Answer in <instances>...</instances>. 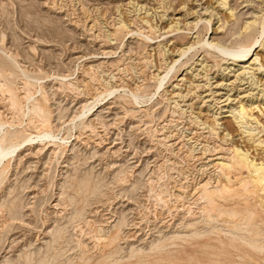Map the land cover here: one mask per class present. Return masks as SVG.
<instances>
[{"label": "rangeland", "instance_id": "374dc122", "mask_svg": "<svg viewBox=\"0 0 264 264\" xmlns=\"http://www.w3.org/2000/svg\"><path fill=\"white\" fill-rule=\"evenodd\" d=\"M134 1L135 5L130 6V8L127 7L128 9H126V6L123 7L122 5H124L123 3L129 2V0H122V3H120L121 0H0V70L6 73H3V76H8L9 74L7 78L8 81L14 78V86H12V91L15 90L14 93L19 97V105L22 108L21 110H23L20 112L21 110L18 109V115L13 116V111H10L6 106V100L4 101V106L0 108L1 131H6L9 133H15V131L21 132L20 136L18 135L15 140H13V144L15 143L14 145H16V147L11 152V155L3 160V164H5L6 167H0V264H264V214H262L264 213V205H262L264 204V202L262 203V201H264V194H261V197L250 196L252 197L250 198L252 201H254L255 198L258 199L257 201L255 200L256 203L255 201L251 202L248 199L249 197H247L246 201H234L233 207H231V209L228 211H220L217 213H212L210 211L212 214H216L213 216L211 214V218H209L210 212H207L206 215L201 217L199 210L194 204V201H192L190 195L182 196L180 193H178L180 188L179 183L181 186L182 183H192L193 180L195 181V179H199L198 172L200 170V162H198L193 155H197L200 151L195 149L196 151L192 154L191 150L194 149V145L191 144V142L190 144L192 146L189 143L186 145L184 144L186 143L184 141L185 139L182 137L181 138L183 140L179 138V136L183 135L184 137L185 134L188 135L191 133V131L185 129L184 126L182 127V125L181 127L179 126L180 128L173 126L170 131L172 132L174 130V134H181L179 136L176 135V137L178 136V139H176V144H180L182 141H184L179 145V147H174L176 149L175 151H173L174 148L170 147L168 143L161 141L163 140V134L166 132V130L162 131L161 129H163V126L165 125V119H167L168 116H171L173 111L168 108L166 102L161 100V91L158 87L159 85L157 82L152 81L151 78L152 74L156 72L157 68L161 67H159V65H161L159 64L161 63V57L159 58V53H157L159 48L157 47L160 43H162V47H167V50H169L170 54L173 52L174 56H176L175 54L180 55V51L182 52L184 47H187L190 45V43L193 44L196 40H198L196 39V37H198L197 35L192 34L190 36L192 38H190L186 34L189 33L188 31L190 28H192V24L194 22V24L197 23V20H195V18H199L197 11H200L201 14L204 12L205 14L206 9H208L210 6L214 5L216 7L218 6L217 8H219L220 1L202 0V3L204 2L202 4L201 2L199 3L191 0L190 4V2L187 3L185 0H179L180 2L176 0L177 3H175L174 6L172 5L171 7L173 8L170 7L169 10H167L168 6L165 5L166 3L163 4V2L166 0ZM197 3H199V7H193V5H196ZM142 5H144V7ZM140 6L143 10L144 8L146 9V7L148 10L146 9L143 11L141 8L139 9ZM214 6L213 8H215ZM82 8L83 11L85 9V12L83 13ZM193 8H195L194 10H197L190 11V9ZM164 9L167 10V13ZM210 9L208 13H211L212 10ZM128 10L131 14H129ZM221 11L228 22H231V19L226 16L227 14L225 15L226 10L222 9L220 12ZM134 12H136V15L139 18H143L145 16V20L150 23H148V27L151 25V27L153 26L154 30L150 31L148 29L149 32H147V30L144 29V32L142 31L143 36H133V34L129 32L130 30L141 26L138 25L137 27L133 26L129 28L130 30L126 29L120 32L121 34L119 33L117 38L112 37V31H114L117 24H119L121 21L129 23L131 17L135 15ZM137 13H140V15ZM208 13L205 14L206 16H203V19L209 18L210 15ZM84 15L87 20L84 18ZM163 15L164 17H162ZM217 20V18L213 19V30L217 29L219 26ZM175 23L180 25H173ZM231 23L233 24V21ZM239 24L241 25L237 24L238 27L236 26V28L238 31L240 27L239 31L241 34L244 30L242 23ZM92 25L94 27H92ZM110 25L115 27L112 28ZM171 25L172 28L170 27ZM174 26H176V28H174ZM194 26L195 25H193V28ZM95 28L96 30H94ZM178 28H180L181 31H184L185 34L182 32V34L179 35L176 34V32L174 33L172 31V33L169 31ZM230 31L233 34L232 35L230 32V37L233 36L236 40V37L239 36V33H234L236 31L235 26H232ZM204 32L203 37L206 38L207 32ZM135 33L138 34L137 32ZM167 33L169 35H167ZM211 35L212 31L208 36L210 37ZM243 35L250 38L247 34ZM255 35L260 36L259 34ZM244 36H241L242 40L241 37L240 39L237 38V42L239 44H247L251 42V39H248L247 37L245 38ZM147 37L153 38L152 43L158 44L153 45L152 43H149L146 39ZM164 37H167V40H169L163 41ZM233 37H231L228 42V45H231V48H234L235 46L238 47V43H236V41L235 43L232 41L234 39ZM115 40L118 42H115ZM108 42L112 45L108 44ZM106 44L109 46V48ZM101 47L102 49L99 50ZM154 48L156 49L154 50ZM103 49H110V51L113 50L112 52H114L112 55L113 59L111 58L110 63L108 64L110 67L108 65H104L102 66V70L101 68L99 70L95 69L89 73L90 77L93 76L94 78L87 77L88 74L87 76H84L85 71H87L89 68L87 66L91 65H89L88 61H90V63L94 61L96 57L95 55H97V57L102 56L101 58L104 57L102 54H100L101 51L103 52ZM157 49L158 51H156ZM169 53L167 54V57L169 56L170 62L173 59V55H169ZM263 53L264 51H262V53L260 52V55H263ZM189 54L187 55L188 58H183L184 61L190 59V57L194 55V53ZM199 55L197 58H199L200 62L196 58L194 60L196 65L194 64L189 71H195L194 80H196V85L203 86L199 92V94L201 93L200 95L203 94L202 96L204 97L205 93L211 94V91L216 93L215 95L220 93L222 94L219 96L212 95L211 99H213V103L211 105H213V109L216 108L218 110V107H220L218 102L222 96H224V99L230 95L232 99H237V96H245V103H250L253 99H256L254 100V102H256L257 98L258 103L264 101V99H262V97L264 98V96H262L263 93H260V90H262L264 87H261L258 90H251L252 88L249 87L250 84L239 86V81H236L237 84L235 82L237 78L233 77L232 79V76H234V74L236 75V72L240 69V67L224 65L220 69V67H216L217 63L214 61L220 62L222 56H219V54L207 56V54L204 52ZM263 57L264 55L261 57V59L263 60L262 63L264 64ZM201 60L207 61L205 63L210 68L209 77L215 78L211 83L217 82L215 84L213 83L211 88L212 90L208 84H206L208 80L204 74L205 71L201 70L203 67L200 66L202 64ZM228 67L231 68V70L228 69L230 73L228 70H226ZM126 68H128V70ZM223 71L225 75L222 74ZM93 72L94 75H92ZM100 72L101 74H99ZM103 72H106V75ZM226 72L229 74L228 80L225 78L227 75ZM102 73L104 75H102ZM10 74L14 75V77ZM182 74H186V72L184 73L182 70L177 77H182ZM197 74L200 75V77ZM195 75H197L196 78ZM172 76L173 75H170V77ZM188 76L186 78L190 79V76ZM10 77L12 79H10ZM112 77L114 79H112ZM118 77L119 79H117ZM197 77L199 78L197 79ZM256 77H258L259 80L264 79L261 75H257ZM92 78H98L99 80H93ZM146 80L149 81L146 83ZM92 81H97L96 86L95 83L92 84ZM232 81L235 82V85L226 87L227 84H232ZM168 82L169 81L167 80L165 85L166 89L172 90ZM172 82L173 81L170 83ZM262 82L264 83V80H262ZM11 83L12 82H10V84ZM218 83L226 84L225 87L223 86L224 89L216 88ZM244 83H247V81ZM24 84L27 87L29 86L27 89H30L29 91L31 94V99H25L26 101L23 98V92H25L23 91L25 87ZM110 85H112L111 87L115 89L116 87H119V93L117 94L116 92L114 94L115 96H111L108 93L109 91L113 90ZM106 86L108 87L106 88ZM235 86L237 88L231 92L230 88ZM213 87H215V89H213ZM135 88H139L137 93ZM80 90H83L82 93ZM93 91H95L94 95L92 94ZM98 93L100 95L102 94V97L99 96L101 99L97 97ZM107 93L109 96L106 95L107 97H105V94ZM132 93H135L139 96V103H137L139 106L135 104ZM258 93L260 94L257 95ZM247 94H250V96H246ZM252 94L255 96V98H251ZM91 95L94 96V98L91 97ZM97 98L100 100V104H107V109L111 108L110 104L113 108V110L111 109L110 111H114L115 115L113 113L110 114L109 109L104 111L107 113L103 114V116H105L102 119L105 118L107 126H104V123L101 124V122L94 120L95 118L92 117V113H94L95 110L90 113L91 108L94 106L93 104ZM84 99L89 100L90 105L89 110L86 109L83 115L81 114L83 112L82 109H79L81 106L79 104ZM193 102L195 111L199 112H194V117H200L199 121L210 122V124H214L215 121L214 117H212V114L217 110L212 112V114L207 112L208 109L205 108H203L204 111H201L200 108L203 104L201 103L199 105V100L197 99L187 102V104H184L185 107L182 106V102L180 103L182 104L181 106L185 111L190 112L191 109H188V107L190 108L188 105H191L190 103ZM39 103L40 105L44 106L43 108L45 109V114H47L42 116H48V118L51 120L49 123L50 125L47 127L40 126L42 119L38 118L40 115H37V113L34 112L32 108V106ZM208 105H210V103ZM20 107L18 106V108ZM132 109H134V113L129 112L132 111ZM168 109V114L170 113L169 115L167 114ZM31 110L34 113H32ZM135 110L139 112L136 113ZM7 111L10 114H8ZM115 111L117 113H115ZM220 112L221 111H219V113ZM227 114H223L221 116L223 117ZM124 115L127 118H125ZM10 116H12V118ZM81 116L85 117V120ZM255 116H258L257 118L262 123L261 125L264 129V115H261V113H256ZM12 119H14L16 122ZM228 120L231 122L232 119L224 118L220 120V124H223V122L225 123V121L227 122ZM231 123L232 125L234 124L233 127H235V129L233 128V134L236 137L234 135L232 136L234 141L236 140L235 142L238 143L240 142L239 140L244 138L246 135H242V130H239L237 124H235V121ZM91 124H93L96 129H94ZM34 126H37V129L41 127V130H38V132L37 129H33ZM133 126L138 127H136V129ZM262 126L259 127L257 124H255L253 127H258L264 133ZM220 127L222 130H225L226 126L224 124ZM158 128L159 130H157ZM33 130H35V133H33ZM49 130L53 135L49 138H41V140L39 139L38 141V134H40V132H47ZM89 130H93L95 132L92 133V131L90 132ZM219 130L221 139L224 137V134L222 133L221 129ZM30 133L34 135L28 138ZM94 133H96V135H94ZM161 134L162 136H160ZM90 137L91 139H88ZM25 140H28V142L24 144L23 142ZM115 145L120 149H118ZM179 148L183 151H180ZM38 149L39 151H42V153H39ZM53 149V152H55L54 155H52L53 152L51 151ZM111 149H113V151L116 153L114 154ZM36 150L39 154L36 152ZM258 153L259 152H256L252 155L257 156V158L261 156L260 158L262 159L264 155H260ZM33 155L35 156L34 158ZM188 155L189 157H187ZM29 157L31 159H29ZM156 177L158 178L156 179ZM185 181L187 183H185ZM46 185H48V187ZM166 187L168 190L165 189ZM177 187H179L178 190H176ZM166 190L167 192H170L167 193ZM240 192L243 194V191ZM174 193L179 196L175 195ZM163 194L164 196L167 195L165 196L166 199H164L165 197ZM160 195L163 198L160 197ZM181 197H183V201L181 200ZM176 198H179L178 201ZM185 199L186 201L188 199V201L186 202ZM248 200L251 202L249 205ZM258 201L260 202V208H262L261 210L263 211L258 212L260 210V208H256L259 204ZM247 205L251 207H248ZM242 206L245 207L247 211L243 209ZM246 207H248V209ZM194 211L198 216L194 213ZM196 211H198V213ZM97 213L98 215H96ZM238 213H247V215H240ZM191 216L192 218H190ZM219 216H225L227 219L220 218ZM238 216L239 219L240 217L242 219H236ZM197 217H199V219ZM230 217L232 222L230 221ZM194 218L195 221L198 220L197 223L200 225L192 228L190 224L196 222H190V219L194 220ZM235 219L236 221H234ZM228 221L231 223L230 225ZM83 223H85V225ZM238 224L240 226L237 227ZM107 227L109 231L107 230ZM115 227L117 228L114 231L113 228ZM244 227H246V230ZM259 227L261 231L259 230ZM247 229L254 230L249 231L250 234L248 235V233L246 234V232H248ZM107 231L111 233L109 234ZM95 232L100 233H96V235L94 234ZM243 232H245V234ZM88 234L91 237H89ZM107 236L109 238H107ZM235 236H237V238ZM104 238H107V241ZM114 238L117 240L115 241ZM103 241H105V243ZM244 241L245 243L248 241V244L246 243V245L243 243ZM251 243L253 245H251ZM83 246H88V249L86 250V248ZM262 246L263 251L261 250Z\"/></svg>", "mask_w": 264, "mask_h": 264}, {"label": "bare ground", "instance_id": "6f19581e", "mask_svg": "<svg viewBox=\"0 0 264 264\" xmlns=\"http://www.w3.org/2000/svg\"><path fill=\"white\" fill-rule=\"evenodd\" d=\"M43 1V0H42ZM112 1H114V0H112ZM126 1V0H125ZM138 1V0H137ZM177 1H179V0H177ZM180 1H183V0H180ZM179 1V2H180ZM185 1H187V3L188 2H190V4H191V0H185ZM194 2L196 1V2H201L202 3V0H193ZM213 1H215V0H213ZM212 1V2H213ZM216 1H220V7H222V8H217L216 6H214L215 8H213V6H210L208 9H206V13L205 14H207L208 12H209V9L210 10H212L211 11V13H208L210 16H209V18H206V19H203V16L205 15L204 14V12H203V14H201V12L199 11H197V15H198V19H196L195 18V20H197V23L196 24H194L193 22V24H192V28H190L189 29V33H186L187 34V36H191L192 34L193 35H197L198 37H196V39H198V40H194L193 42V44H191L190 42V45H188L187 47H184L183 49H182V52L180 51V55H177V54H175L176 56H174V53L172 52L171 54L169 53V50H167L168 48L167 47H162L163 45H161L162 43H160L159 45H158V47L157 48H159V51H158V49L156 50V51H158L157 53H159V58L161 59V63H159V64H161V65H159V67L160 68H157V70H156V72L155 73H153L152 74V81H155V82H157L158 83V87H159V89H160V91H161V100L162 101H164V102H166L167 103V105H168V108H170V110H172L173 112H172V115L171 116H168V118L167 119H165V125L163 126V129H161L162 131H165L166 130V132L163 134V140H161V141H165L166 143H168L169 144V146L170 147H172V148H174V147H176V146H178L179 147V145L181 144V143H183L184 141L186 142V143H184V144H186L187 145V143H189L190 144V142H191V144H193L194 145V149L193 150H191L192 151V154H193V152H195L197 149L200 151V152H198V154L197 155H193L196 159H197V161L198 162H200V170H199V172H198V174H199V179L198 180H196L195 179V181L193 180V182L192 183H187L186 181H185V183H187V184H183L182 183V185L180 186V183H179V187H177L176 188V190H178V188H179V192L178 193H180V195H190V197H191V199H192V201H194V204L196 205V207H197V209L199 210V214L201 215V217L202 216H204V215H206V213L208 212H222V211H228V210H230L231 209V207H233V202L234 201H239L240 202V200H243V201H246V199H247V197H249L248 199L251 201V202H254L255 200L257 201L258 199L257 198H255V200L254 201H252V199H250V198H252V197H250V196H257V197H261L260 195L261 194H264V157H262V159L260 160L259 158H257V156H253L252 154L253 153H256V152H259L258 154H262V155H264V133H263V131H261L258 127H256V128H254L253 126L255 125V124H257V126H259V127H261L262 125V123L260 122V120L255 116V114L256 113H261V115H264V101L263 102H259L258 103V98H257V101L256 102H254V100H256V99H253V100H251V102L250 103H245L244 102V99L246 98L245 96H237L238 98L237 99H232L231 98V95L230 96H228L226 99H224V96H222V98L221 99H219V106L220 107H218V105H217V107H218V110L216 109V108H214L213 109V105H211L212 103H213V99H211V97H212V95H215L216 93H213V91H211L212 93L211 94H206V96H205V94H204V97L202 96V95H200L199 94V92L201 91V89H202V87L203 86H200V85H196L197 83H196V80H194V74H195V71L194 72H192V71H189L190 69H191V67L195 64V62H194V60L197 58V56L199 55V54H201V53H206L207 54V56H212L213 54H219V56H222V59L220 58V57H218V58H220L221 59V61L220 62H218V61H214V59H213V61L215 62V63H217V65H216V67H220V69L222 68V66H224V65H227V66H234V67H240V69L236 72V75L234 74V76H232V79H233V77H236L237 79L235 80V82L236 81H239L238 82V84H239V86H245L246 84L247 85H249V87H251L252 89L251 90H258L259 88H261V87H264V83L262 82V80H264V79H261V80H259V78L258 77H256L257 75H261V76H263V78H264V64L262 63L263 62V60L261 59V57L264 55V53H263V55L261 56L260 55V52L262 53V51H264V0H216ZM142 2V1H141ZM178 2V3H179ZM211 2V1H210ZM103 3V2H102ZM112 3V2H111ZM120 3H122V0H121V2ZM164 3H166L165 5H167L166 7L168 8L167 10H169L170 9V7L173 5H175V3H177L176 2V0H166L165 2H163V4ZM186 3V2H185ZM199 3H197L196 5H193V7H199L198 6V4ZM204 3V2H203ZM202 3V4H203ZM53 4H55V3H53ZM114 4V3H113ZM112 4V5H113ZM119 4V3H118ZM124 5H122L123 7L124 6H126V9H128L127 7H129L130 8V6H132V5H135V1L133 0V1H130L129 0V2H126V3H123ZM137 4H138V2H137ZM137 4H136V6H137ZM182 4V3H181ZM193 4H195V3H193ZM213 4V3H212ZM111 5V6H112ZM115 5V4H114ZM117 5V4H116ZM164 5V6H165ZM186 5V4H185ZM218 5V4H217ZM54 6V5H53ZM139 6V5H138ZM143 7H144V5H142ZM147 6V5H146ZM92 7V6H91ZM100 7V6H99ZM113 7V6H112ZM115 7V6H114ZM153 7V6H152ZM187 7V6H186ZM228 7V8H227ZM86 8V7H85ZM116 8V7H115ZM132 8H134V7H132ZM141 8V6L139 7V9ZM149 8V7H148ZM171 8H173V7H171ZM195 8H193V9H190V11H193ZM201 8V7H200ZM199 8V9H200ZM203 8V7H202ZM124 9V8H123ZM125 9V10H126ZM142 9V8H141ZM146 9H147V7H146ZM145 8H144V10H146ZM154 9V8H153ZM157 9V8H156ZM226 10V13H225V15L226 16H228L230 19H231V22L233 21V24L231 23V22H228V20L226 19V17L225 16H223L224 14H222V11L220 12V10ZM119 10V9H118ZM130 10V9H129ZM129 10H128V12H129ZM134 10H136V9H134ZM143 10V9H142ZM143 10V11H144ZM148 10V9H147ZM165 10V9H164ZM167 10H165L166 11V13H167ZM197 10V9H196ZM196 10H194V11H196ZM87 11V10H86ZM99 11V10H98ZM172 11H174V10H172ZM171 11V12H172ZM83 12H85V9H84V11H83V8H82V13ZM119 12V11H118ZM122 12H124V11H122ZM126 12V11H125ZM128 12H127V14H128ZM136 12H138V11H136ZM136 12H134V14L136 15ZM224 12V11H223ZM120 13V12H119ZM191 13V12H190ZM194 13H196V12H194ZM126 14V13H125ZM126 14V15H127ZM129 14H131L130 12H129ZM138 14V13H137ZM143 14V13H142ZM86 15V14H85ZM85 15H84V18H85ZM132 16L131 17V19H130V22L129 23H126V22H124V21H121V22H119L118 20V22H119V24H117V26L115 27V26H113V27H115V29H114V31H112L113 33H112V37H115V38H117V35L120 33V32H122V31H124V30H126V29H129V28H131V27H133V26H135V27H137L138 25H141V26H139V27H137V28H139V29H137V28H135V29H132V30H130V32L129 33H131V34H133V36H136V35H142V33L144 32V29L145 30H147V32H149L148 31V29L150 30V31H153L154 30V28H153V26L151 27V25H150V27H148L149 26V22L148 21H146L145 20V16L143 17V18H139L137 15L136 16ZM138 15H140V13L138 14ZM169 15V14H168ZM188 15V14H187ZM193 15V14H192ZM106 16V15H105ZM128 16V15H127ZM142 16V15H141ZM161 16V15H160ZM165 16H166V14H165ZM195 16H196V14H195ZM206 16V15H205ZM208 16V15H207ZM83 17V16H82ZM113 17V16H112ZM119 17V16H118ZM162 17H164V15L162 16ZM227 17V18H228ZM105 18V17H104ZM147 18V17H146ZM214 18H217L218 20V28L217 29H215V30H213L214 28L212 27L213 26V23H214V21H213V19ZM86 19V18H85ZM166 19V18H165ZM172 19V18H171ZM209 19V20H208ZM87 20V19H86ZM96 20V19H95ZM121 20H123V19H121ZM114 21V20H113ZM150 21V20H149ZM173 21V20H172ZM116 22V21H115ZM179 22V21H178ZM75 23V22H74ZM73 23V24H74ZM87 23V22H86ZM149 23V24H148ZM239 23H242V26H243V30L244 31H242V33L243 34H247L250 38H248L247 36H244L242 33V35L240 34V27H239V30L237 31V28H236V26L238 27V25H241V24H239ZM80 24V23H79ZM78 24V25H79ZM98 24V23H97ZM146 24H147V26H146ZM238 24V25H237ZM96 25V24H95ZM98 25H100V24H98ZM113 25V24H112ZM114 25H116V24H114ZM156 25V24H155ZM158 25V24H157ZM173 25H176V26H178V25H180V24H173ZM189 25V24H188ZM193 25H195L194 26V28H193ZM201 25V26H200ZM85 26V25H84ZM83 26V27H84ZM111 26V25H110ZM176 26H174V28H176ZM200 26V27H199ZM232 26L234 27L235 26V29H236V31L234 32L235 34L236 33H239V36L238 37H236V40H235V38L233 37V36H231V37H233L234 39L232 40L234 43H235V41H236V43H238L237 42V38H239L240 39V37L241 36H244L245 38L247 37L248 39H251V42H249V41H247V42H249V43H247V44H237L238 45V47H234V48H231L230 46L231 45H228V42H229V40L231 39V37H230V35L232 34V32L230 31L231 29H232ZM86 27V26H85ZM92 27H94L93 25H92ZM112 27V26H111ZM112 27V28H113ZM158 27V26H157ZM171 28H172V25L170 26ZM190 27V26H189ZM201 27H203V28H201ZM187 28V27H186ZM213 28V29H212ZM87 29V28H86ZM100 29V28H99ZM111 29V28H110ZM109 29V30H110ZM155 29H156V27H155ZM158 29V28H157ZM160 29V28H159ZM92 30V29H91ZM94 30H96V28L94 29ZM185 30V29H184ZM206 30V31H205ZM242 30V29H241ZM143 31V32H142ZM169 31H173L174 33L176 32V34H179V35H181L182 34V32L185 34V32L184 31H181L180 30V28H178V29H175V30H169ZM207 32V36H206V38L205 37H203V32ZM212 31V35L209 37L208 35H209V33ZM135 32H137L138 34H136ZM155 32V31H154ZM172 32V33H173ZM204 32V33H205ZM230 32H231V34H230ZM258 32V33H257ZM111 33V32H110ZM151 33V32H150ZM156 33V32H155ZM154 33V34H155ZM101 34V33H100ZM99 34V35H100ZM107 34V33H106ZM121 34V33H120ZM153 34V35H154ZM160 34V33H159ZM169 34H170V32H169ZM168 33H167V35H169ZM234 34V35H235ZM255 34H259L260 36H256ZM95 35V34H94ZM104 35V34H103ZM108 35V34H107ZM106 35V36H107ZM128 35V34H127ZM152 35V34H151ZM150 35V36H151ZM166 35V36H167ZM233 35V34H232ZM241 35V36H240ZM102 36V35H101ZM100 36V37H101ZM105 36V35H104ZM120 36V35H119ZM129 36H132V35H129ZM143 36V35H142ZM157 36V35H156ZM177 36V35H176ZM184 36V35H183ZM109 37V36H108ZM168 37V36H167ZM167 37H164V40L163 41H168L167 40ZM172 37V36H171ZM243 37V38H244ZM99 38V37H98ZM97 38V39H98ZM104 38V37H103ZM103 38H102V40H103ZM121 38V37H120ZM181 38V37H180ZM184 38H185V36H184ZM190 38H192V37H190ZM208 38V39H207ZM105 39V38H104ZM109 39V38H108ZM110 39H111V37H110ZM147 40H148V42L149 43H152L153 42V38H150V37H147L146 38ZM179 39V38H178ZM195 39V38H194ZM247 39V40H248ZM181 40V39H180ZM241 40H242V37H241ZM91 41V40H90ZM113 41V40H112ZM117 40H115V42H116ZM240 41V40H239ZM104 42V41H103ZM118 42V41H117ZM244 42H246V41H244ZM105 43V42H104ZM133 43H135V42H133ZM108 44H110L109 42H108ZM153 45H155V44H158V43H152ZM230 44V43H229ZM105 45V44H104ZM103 45V46H104ZM107 45V44H106ZM110 45H112V44H110ZM117 45V44H116ZM171 45V44H170ZM108 46V45H107ZM106 46V47H107ZM167 46V45H166ZM28 48V47H27ZM108 48H109V46H108ZM127 48V47H126ZM102 49V47L99 49V50H101ZM156 48H154V50H155ZM113 51V50H112ZM112 51H110V49H103V52L101 51V53L100 54H102L104 57L103 58H101L102 56H100V57H97V55H95L96 57H95V60L94 61H92L91 63H90V61H88V63H89V65L90 66H87V67H89L88 68V70L87 71H85V75L84 76H87V74H88V76L87 77H90V74L89 73H91L92 71H94L95 69H100L101 68V70H102V66H104V65H108L109 63H110V59L112 58V55L114 54V52H112ZM33 52V51H32ZM82 52V51H81ZM100 52V51H99ZM86 53V52H85ZM127 53V52H126ZM169 53V55H173V59L169 62V60H170V58H169V56L167 57V54ZM176 53V52H175ZM189 53H194V55H192V57H190V59H187L186 61H184V59L187 57V55L189 54ZM84 54V53H83ZM100 54H98V55H100ZM178 54H179V52H178ZM190 55V54H189ZM200 56V55H199ZM204 56H206V55H204ZM94 57V56H93ZM149 57H150V55H149ZM185 57V58H184ZM8 58V57H7ZM136 58V57H135ZM151 58V57H150ZM154 58V57H153ZM184 58V59H183ZM188 58V57H187ZM201 58V57H200ZM207 58V57H206ZM211 58V57H210ZM264 58V57H263ZM84 59V58H83ZM86 59V58H85ZM113 59V58H112ZM117 59V58H116ZM145 59V58H144ZM202 59V58H201ZM209 59V58H208ZM212 59V58H211ZM92 60V59H91ZM146 60V59H145ZM145 60H144V62H145ZM197 60L200 62V60H199V58H197ZM131 61V60H130ZM149 61V60H148ZM152 61V60H151ZM197 62V61H196ZM201 62H202V64L201 63H199V64H201L200 66H203L202 67V71H205L204 72V74H205V76L207 77V82H206V84H208V86L210 87V89L212 88V86H213V83L215 84V83H217V82H213V83H211L212 82V80L213 79H215V78H213V77H209L210 75H209V70H210V68H209V66L205 63V62H207V61H203V60H201ZM45 63V62H44ZM141 63V62H140ZM151 63V62H150ZM145 64V63H144ZM147 64V63H146ZM152 64V63H151ZM154 64V63H153ZM206 64V65H205ZM221 64V65H220ZM4 65V64H3ZM33 65H34V63H33ZM44 65V64H43ZM111 65V64H110ZM119 65V64H118ZM129 65V64H128ZM148 65V64H147ZM196 65V64H195ZM45 66V65H44ZM109 66V65H108ZM108 66H107V68H108ZM113 66V65H112ZM211 66V65H210ZM36 67V66H35ZM37 67H39V66H37ZM110 67V66H109ZM119 67V66H118ZM145 67V66H144ZM158 67V66H157ZM86 68V67H85ZM104 68V67H103ZM116 68V67H115ZM151 68V67H150ZM149 68V69H150ZM209 68V69H208ZM24 69V68H23ZM32 69V68H31ZM40 69V68H39ZM106 69V68H105ZM111 69V68H110ZM113 69V68H112ZM118 69V68H117ZM127 70H128V68H126ZM195 69V68H194ZM219 69V68H218ZM228 69H230L231 70V68L230 67H228L226 70H228ZM104 70V69H103ZM121 70V69H120ZM125 70V69H124ZM183 70V72L185 73L186 72V74H182V77H177L178 75H179V73H181V71ZM225 70V71H226ZM40 71V70H39ZM123 71V70H122ZM229 71V70H228ZM233 71V70H232ZM236 71V70H235ZM97 72V71H96ZM107 72V71H106ZM105 72V73H106ZM112 72V71H111ZM110 72V73H111ZM117 72V71H116ZM145 72V71H144ZM143 72V73H144ZM149 72V71H148ZM6 74L4 71H1L0 70V108H2L3 106H4V101L6 102V106H7V108L10 110V111H13V116H15V115H18L17 114V110L19 109V110H21L22 108L20 107V100H19V97L14 93V91H12L13 89H12V86H14L13 84V79L10 77V79H12V80H9L10 82H12L11 84H10V82L7 80V78H8V76H9V74H8V76L6 77V76H3L4 74ZM83 73V72H82ZM104 73V72H103ZM102 73V75H104ZM113 73V72H112ZM142 73V72H141ZM146 73V72H145ZM144 73V74H145ZM151 73V72H150ZM218 73V72H217ZM228 72H226V74H227ZM229 73H230V71H229ZM99 74H101V72L99 73ZM117 74H121V73H117ZM143 74V75H144ZM211 74V73H210ZM223 75H225V73H224V71H223V73H222ZM221 74V75H222ZM11 75V74H10ZM92 75H94V72L92 73ZM106 75V74H105ZM113 75V74H112ZM170 75H173L172 77H170ZM190 76V79H188V78H186L187 76ZM198 75V74H197ZM197 75H195V78H196V76ZM11 76H13L14 77V75H11ZM64 76V75H63ZM66 76V75H65ZM115 76V75H114ZM188 76V77H189ZM199 77H200V75H198ZM202 76V75H201ZM228 76H229V74H227L226 76H225V78H227L226 80H228ZM26 77V76H25ZM60 77V76H59ZM91 77H93V76H91ZM90 77V78H91ZM98 77V76H97ZM103 77V76H102ZM199 77H197V79L199 78ZM204 77V76H203ZM202 77V78H203ZM4 80H3V79ZM68 78V77H67ZM85 78V77H84ZM84 78H82V79H84ZM94 78V77H93ZM92 78V79H93ZM150 78V79H151ZM261 78V77H260ZM27 79V78H26ZM58 79H60V78H58ZM66 79V78H65ZM87 79V78H86ZM91 79V80H92ZM96 79H98V78H95V79H93V80H96ZM106 79H108V78H106ZM110 79H111V76H110ZM112 79H114L113 77H112ZM117 79H119V77L117 78ZM223 79V78H222ZM257 79V80H256ZM62 80V79H61ZM85 80V79H84ZM83 80V81H84ZM89 80V79H88ZM88 80H86V81H88ZM99 80V79H98ZM104 80V79H103ZM115 80H116V77H115ZM167 80L169 81L168 83L170 84V88L172 89V90H167L166 89V82H167ZM200 80V79H199ZM206 80V79H205ZM221 80V79H220ZM224 80V79H223ZM30 81V80H29ZM67 81V80H66ZM65 81V82H66ZM82 81V82H83ZM101 81V80H100ZM100 81H98V82H100ZM106 81V80H105ZM149 81V80H148ZM147 80H146V83L148 82ZM171 81H173L172 83H170ZM245 81H247V83H244ZM93 82V81H92ZM97 82V81H96ZM96 82L94 81L92 84H94L95 83V86H96ZM102 82H104V81H102ZM109 82V81H108ZM221 82V81H220ZM223 82V81H222ZM225 82V81H224ZM235 82H233L232 81V84H227V86L226 87H229V86H234L235 85ZM60 83V82H59ZM58 83V84H59ZM84 83V82H83ZM87 83V82H86ZM86 83H85V85H86ZM91 83V82H90ZM111 83V82H110ZM110 83H108V84H110ZM145 83V84H146ZM230 83V82H229ZM60 84H62V83H60ZM100 84V83H99ZM119 84H121V83H119ZM236 84H237V82H236ZM261 84V85H260ZM27 85H29V84H27ZM105 85H107V84H105ZM126 85V84H125ZM139 85V84H138ZM142 85V84H141ZM153 85V84H152ZM225 85L226 84H224V83H218L217 85H216V88H223V86L225 87ZM24 86H25V84H24ZM23 86V87H24ZM83 86H84V84H83ZM92 86V85H91ZM98 86H100V85H98ZM101 86H102V84H101ZM100 86V87H101ZM112 85H110V87H111ZM113 86H114V83H113ZM116 86H120V85H116ZM145 86H147V85H145ZM215 86V85H214ZM254 86H255V88H254ZM22 87V88H23ZM29 87V86H28ZM27 86H25L24 87V90L23 91H25V92H23L24 93V100L25 99H27V100H29V99H31V94H30V89H27L28 88ZM31 87V86H30ZM70 87V86H69ZM90 87V86H89ZM104 87V86H103ZM108 86H106V88H107ZM109 87V88H110ZM141 87V86H140ZM139 87V88H140ZM21 88V89H22ZM82 88H84V87H82ZM86 88V87H85ZM94 88V87H93ZM113 90H111V91H109L108 93H109V95H111V96H113L116 92H117V94L119 93L118 92V90H119V87H116V89L115 88H113V87H111ZM110 88V89H111ZM137 88V87H136ZM135 88V89H136ZM138 88V89H139ZM142 88V87H141ZM140 88V89H141ZM237 87L235 86V87H231L229 90L231 91V92H233L235 89H236ZM238 88H240V87H238ZM247 88V87H246ZM33 89V88H32ZM57 89V88H56ZM79 89V88H78ZM89 89V88H88ZM138 89H136V93H137V90ZM206 89V88H205ZM204 89V90H205ZM207 89H209V88H207ZM209 89V90H210ZM213 89H215V87H213ZM224 89V88H223ZM228 89V88H227ZM241 89V88H240ZM244 89V88H243ZM85 90V89H84ZM91 90V89H90ZM89 90V91H90ZM97 90H98V88H97ZM101 90H102V88H101ZM103 90H104V88H103ZM107 90V89H106ZM109 90V89H108ZM122 90V89H121ZM120 90V91H121ZM142 90V89H141ZM140 90V91H141ZM203 90V91H204ZM212 90V89H211ZM217 90V89H216ZM228 90V91H229ZM250 90V89H249ZM251 90H250V92H251ZM59 91V90H58ZM77 91V90H76ZM81 91V90H80ZM83 91V90H82ZM82 91H81V93H82ZM86 91V90H85ZM84 91V92H85ZM105 91V90H104ZM83 92V93H84ZM87 92V91H86ZM94 92L95 91H93V95H94ZM102 92V91H101ZM130 92V91H129ZM139 92V91H138ZM217 92V91H216ZM263 93L264 94V88L262 89V90H260V93ZM59 93V92H58ZM100 93V92H99ZM98 93V98H99V96H101L100 94ZM108 93L107 94H105V97H107L106 95H108ZM246 93V92H245ZM260 93H258L257 95H259ZM261 93V94H262ZM55 94V93H54ZM97 94V93H96ZM103 94H104V92H103ZM133 94V99H134V102H135V104H137V103H139L138 102V99H139V96L137 95V94H135V93H132ZM140 94V93H139ZM228 94V93H227ZM227 94H224V95H227ZM231 94V93H230ZM254 94V93H253ZM252 94V97L251 98H255V96ZM262 94V96H264ZM78 95V94H77ZM108 95V96H109ZM218 96L219 95H222L221 93L220 94H217ZM217 95H215V96H217ZM235 95V94H234ZM239 95V94H238ZM47 96V95H46ZM57 96V95H56ZM84 96V95H83ZM87 96V95H86ZM115 96V95H114ZM246 96H250V94L248 95H246ZM21 97V96H20ZM48 97V96H47ZM91 97H93L94 98V96H92L91 95ZM90 97V98H91ZM96 97V96H95ZM102 97V96H101ZM104 97V98H105ZM214 97V96H213ZM235 97V96H234ZM45 98V97H44ZM49 98V97H48ZM58 98V97H57ZM87 98V97H86ZM88 98H89V94H88ZM98 98L95 100V102H94V106L92 107V104H91V111H90V113L92 112V111H94V113H92L93 115H92V117H94L95 119L94 120H96V121H99V122H101V124H103L104 123V126L106 125V121H105V118L104 119H102L104 116H103V114L105 113H107V112H104V111H107L108 109H109V112H110V114L111 113H113L114 114V111H110L111 109L113 110V108H112V106H111V104H110V107L111 108H108L107 109V107H106V105L107 104H100V100H98ZM103 98V99H104ZM99 99H101V98H99ZM132 99V100H133ZM142 99H144V98H142ZM195 99H197V100H199V105L202 103L203 105L201 106V111L203 110V108H205V109H208L207 110V112H210L211 114H212V112H214L215 110H217L215 113H213L212 114V117H214V121H215V123L214 124H210V122H202V121H199V118L200 117H194V112L195 113H199V112H197V111H195V107H194V102L193 103H190L191 105H188V106H190V108L188 107V109H191V111L190 112H187V111H185L183 108H182V106L183 107H185V105L184 104H187V102H190V101H194ZM248 99H250V98H248ZM262 99H264L263 97H262ZM21 100H23V99H21ZM46 100V99H45ZM67 100V99H66ZM91 100V99H90ZM98 100V101H97ZM215 100V99H214ZM247 100V99H246ZM259 100H260V98H259ZM26 101V100H25ZM44 101V100H43ZM70 101V100H69ZM92 101V100H91ZM90 101V102H91ZM97 101V102H96ZM112 101V100H111ZM215 101H217V100H215ZM235 101H237V102H235ZM21 102H23V101H21ZM74 102V101H73ZM93 102V101H92ZM132 102V101H131ZM130 102V103H131ZM180 102H182V104L180 103ZM236 104H235V103ZM44 103V102H43ZM47 103V102H46ZM102 103V102H101ZM195 103H196V101H195ZM210 103V105H208ZM234 103V104H233ZM48 104V103H47ZM46 104V105H47ZM75 104V103H74ZM197 104H198V102H197ZM196 104V105H197ZM215 104V103H214ZM79 105H81L80 106V108L79 109H82V113L81 114H83L84 113V111L87 109V110H89V100H82L81 102H80V104ZM182 105V106H181ZM18 106L20 107V108H18ZM125 106V105H124ZM137 106H139L138 104H137ZM216 106V105H215ZM44 106H42V105H40V103L39 104H36V105H34V106H32V108H33V110H34V112H36L37 113V115L39 114L40 116H42V115H47V114H45V109L43 108ZM117 107V106H116ZM132 107H134V106H132ZM198 107V106H197ZM196 107V108H197ZM6 108V109H7ZM97 108V109H96ZM125 108V107H124ZM139 108V107H138ZM144 108V107H143ZM5 109V108H4ZM7 109V110H8ZM47 109H49V108H47ZM107 109V110H106ZM115 109V108H114ZM135 109V108H134ZM134 109H132V111H129V112H131V113H134L133 112V110ZM149 109V108H148ZM147 109V110H148ZM122 110V109H121ZM138 110V109H137ZM140 110V109H139ZM1 111V110H0ZM23 110H21L20 112H22ZM50 111V110H49ZM119 111V110H118ZM125 111V110H124ZM136 111V110H135ZM143 111V110H142ZM141 111V112H142ZM146 111V110H145ZM151 111H152V109H151ZM204 111V110H203ZM219 111H221L220 113H219ZM2 112H6V111H2ZM8 112V111H7ZM28 112V111H27ZM31 112H32V110H31ZM34 112H32V113H34ZM81 112V111H80ZM89 112V111H88ZM137 112H139V111H136V113ZM140 112V113H141ZM149 112V111H148ZM168 112H169V109H168V111H167V114H168ZM256 112V113H255ZM19 113V112H18ZM115 113H117L116 111H115ZM130 113V115L132 116V114ZM144 113V112H143ZM146 113V112H145ZM209 113V114H210ZM228 113V114H227ZM1 114V113H0ZM4 114V113H3ZM8 114H10L9 112H8ZM122 114H124V113H122ZM121 114V115H122ZM127 114H128V111H127ZM149 114V113H148ZM166 114V113H165ZM170 114V113H169ZM168 114V115H169ZM201 114V113H200ZM206 114V113H205ZM208 114V113H207ZM210 114V115H211ZM223 114H227V115H225V116H221V115H223ZM35 115V114H34ZM84 115V114H83ZM115 115V114H114ZM130 115H129V117H130ZM2 116V115H1ZM7 116V115H6ZM26 116V115H25ZM40 116H38V118H41L42 120H41V125L40 126H42V127H47L48 125H50L49 123H50V119L48 118V116H42V117H40ZM79 116V115H78ZM89 116V115H88ZM117 116V115H116ZM125 116V115H124ZM136 116V115H135ZM141 116H144V115H141ZM149 116H150V114H149ZM148 116V117H149ZM166 116V115H165ZM164 116V117H165ZM202 116V115H201ZM204 116V115H203ZM9 117V116H8ZM11 118H12V116H10ZM21 117V116H20ZM74 117V116H73ZM80 117V116H79ZM82 117V116H81ZM112 117V116H111ZM115 117V116H114ZM155 117V116H154ZM167 117V116H166ZM211 117V116H210ZM14 118V117H13ZM35 118V117H34ZM83 119L85 118V117H82ZM110 118V117H109ZM125 118H127L126 116H125ZM132 118V117H131ZM130 118V119H131ZM207 118V117H206ZM224 118H231L233 121H235L236 123L235 124H237V127L239 128V130H242L241 132H242V135H246V136H244V138H242V139H244V140H242L241 138V140H239L240 142H238L239 144L240 143H242V144H238V143H236L235 141H234V138H233V136L232 135H234L233 134V128L235 129V127H233L234 126V124L232 125V123L231 122H233L232 120H231V122H230V120H228L227 122L225 121V123L223 122V124H220V120H222V119H224ZM17 119H18V117H17ZM146 119V118H145ZM148 119V118H147ZM13 121H15L14 119H12ZM70 120H72V119H70ZM85 120V119H84ZM113 120V119H112ZM112 120H110V121H112ZM135 120V119H134ZM138 120V119H137ZM202 120V119H201ZM210 120V119H209ZM9 121V120H8ZM12 121V122H13ZM32 121V120H31ZM91 121V120H90ZM108 121V120H107ZM116 121V120H115ZM131 121V120H130ZM133 121V120H132ZM139 121H141V120H139ZM139 121H137V122H139ZM144 121V120H143ZM155 121V120H154ZM163 121V120H162ZM206 121V120H205ZM211 121V120H210ZM16 122V121H15ZM38 122V121H37ZM66 122V121H65ZM93 122V121H92ZM91 122V123H92ZM98 122V123H99ZM142 122V121H141ZM140 122V123H141ZM156 122V121H155ZM222 122V121H221ZM35 123V122H34ZM55 123V122H54ZM68 123V122H67ZM94 123V122H93ZM97 123V122H96ZM130 123V122H129ZM149 123V122H148ZM212 123V122H211ZM14 124V123H13ZM63 124V123H62ZM72 124H74V123H72ZM112 124V123H111ZM118 124V123H117ZM225 124V130L223 129L222 130V128L220 127L221 125H224ZM5 125V124H4ZM65 125V124H64ZM92 126H93V124H91ZM114 125V124H113ZM133 125V124H132ZM153 125V124H152ZM181 125H182V127L184 126V128L185 129H187V130H189V131H191V133H189L188 135L187 134H185V136L183 137V135L182 136H179V135H181V134H174L173 133V131L171 132L170 130L173 128V126H177V127H181ZM38 126V125H37ZM37 126H34L33 127V129H37L36 127ZM39 126V127H40ZM97 126H99V125H97ZM107 126V125H106ZM130 126V125H129ZM140 126V125H139ZM61 127V126H60ZM88 127H90V126H88ZM94 127V126H93ZM103 127V126H102ZM114 127V126H113ZM132 127V126H131ZM134 127V126H133ZM136 127H138V126H136ZM136 127H134V128H136ZM141 127V126H140ZM139 127V128H140ZM149 127V126H148ZM179 127V128H180ZM187 127V128H186ZM17 128V127H16ZM49 128V127H48ZM112 128V127H111ZM142 128V127H141ZM45 129V128H44ZM88 129V128H87ZM94 129H96L95 127H94ZM105 129V128H104ZM137 129V128H136ZM184 129V130H185ZM219 129H221L222 130V133L224 134V137L223 138H221L220 139V134H219ZM31 130H32V128H31ZM40 131L41 130V127L39 128V129H37V131ZM106 130H109V129H106ZM155 130V129H154ZM157 130H159V128L157 129ZM262 130H264L263 129V126H262ZM25 131H27V130H25ZM29 131H30V129H29ZM34 132L33 133H35V130H33ZM37 131H36V133H37ZM38 131V132H39ZM90 132L92 131V133L93 132H95V131H93V130H89ZM134 131H135V129H134ZM176 131V130H175ZM186 131V130H185ZM224 131V132H223ZM236 131V130H235ZM234 131V132H235ZM12 132V131H11ZM24 132V131H23ZM133 132V131H132ZM137 132V131H136ZM159 132V131H158ZM179 132V131H178ZM178 132H176V133H178ZM181 132H182V130H181ZM239 132V131H238ZM27 133V132H26ZM25 133V134H26ZM160 133V132H159ZM188 133V132H187ZM262 133H263V136H262ZM20 134H21V132H16L15 131V133L13 132V133H9V132H2L1 131V125H0V167H2V166H4V167H6V165L5 164H3V160L5 159V158H7L9 155H11V152L13 151V149L16 147V145H14L13 144V140H15V138L19 135L20 136ZM29 134V133H28ZM235 134H237V133H235ZM27 135V134H26ZM34 134H31L30 133V135H28L29 137L28 138H30V137H32ZM53 134H52V132H50V130L49 131H47V132H40V134H38V136H37V139H38V141H39V139L41 140V138L43 139H45V138H49V137H51ZM94 135H96V133H94ZM99 135V134H98ZM176 135H178L179 136V138H183V139H185L184 141H182L180 144L178 143V144H176V139H178V136L176 137ZM160 136H162V134L160 135ZM235 136V135H234ZM83 137H84V135H83ZM92 137V136H91ZM91 137L90 138H88V139H91ZM100 137V136H99ZM106 137V136H105ZM153 137V136H152ZM236 137V136H235ZM237 137H238V135H237ZM240 137V136H239ZM181 138V139H182ZM79 139H80V137H79ZM78 139V140H79ZM105 139V138H104ZM180 139V140H181ZM182 139V140H183ZM238 139V138H237ZM30 140V139H29ZM95 140V139H94ZM93 140V141H94ZM101 140V139H100ZM179 140V141H180ZM16 141H17V139H16ZM16 141H14V142H16ZM96 141V140H95ZM28 142V140H25L23 143L25 144V143H27ZM53 142V141H52ZM51 143V142H50ZM102 143H103V141H102ZM102 143H100V144H102ZM162 143V142H161ZM172 143V144H171ZM116 144H118V143H116ZM165 144V143H164ZM167 144V145H168ZM190 144V145H191ZM30 145V144H29ZM88 145V144H87ZM97 145V144H96ZM99 145V144H98ZM103 145V144H102ZM183 145V144H182ZM181 145V146H182ZM185 145V146H186ZM58 146V145H57ZM105 146V145H104ZM116 146V145H115ZM162 146V145H161ZM164 146V145H163ZM168 146V147H169ZM184 146V147H185ZM192 146V145H191ZM201 146V147H200ZM89 147V146H88ZM101 147V146H100ZM105 147H107V146H105ZM111 147H114V146H111ZM117 147V146H116ZM196 147V148H195ZM20 148H21V146H20ZM46 148H48V147H46ZM55 148V147H54ZM92 148V147H91ZM104 148V147H103ZM118 148V147H117ZM171 148V149H172ZM183 148V147H182ZM88 149V148H87ZM90 149V148H89ZM105 149V148H104ZM108 149V148H107ZM115 149V148H114ZM118 149H120V148H118ZM122 149V148H121ZM151 149V148H150ZM196 149V150H195ZM40 150H43V149H40ZM112 151H113V149H111ZM144 150V149H143ZM176 149L174 148L173 149V151H175ZM179 150H180V148H179ZM182 150V149H181ZM180 150V151H181ZM185 150V149H184ZM16 151V150H15ZM34 151V150H33ZM38 151H39V149H38ZM52 152L54 151V149L53 150H51ZM104 151V150H103ZM183 151V150H182ZM189 151V150H188ZM28 152V151H27ZM36 152H37V150H36ZM35 152V153H36ZM95 152V151H94ZM108 152V151H107ZM114 152V151H113ZM118 152H119V150H118ZM122 152V151H121ZM124 152V151H123ZM126 152H127V149H126ZM153 152V151H152ZM159 152H160V150H159ZM20 153V152H19ZM38 153V152H37ZM39 153H42V151H39ZM38 153V154H39ZM54 153L55 152H53L52 153V155H54ZM57 153V152H56ZM74 153V152H73ZM109 153V152H108ZM116 152H114V154H115ZM149 153H151V152H149ZM31 154H32V150H31ZM30 154V155H31ZM163 154V153H162ZM188 154H190V153H188ZM27 155V154H26ZM29 155V154H28ZM34 155H36V154H34ZM33 155V158L35 157ZM146 155V154H145ZM151 155V154H150ZM191 155V154H190ZM20 156V155H19ZM134 156V155H133ZM163 156V155H162ZM161 156V157H162ZM259 156V155H258ZM107 157V156H106ZM150 157V156H149ZM187 157H189V155L187 156ZM191 157V156H190ZM37 158V157H36ZM163 158V157H162ZM193 158V157H192ZM191 158V159H192ZM9 159V158H8ZM29 159H31L30 157H29ZM71 159H72V157H71ZM166 159V158H165ZM52 160V159H51ZM100 160V159H99ZM55 161V160H54ZM173 161V160H172ZM175 161V160H174ZM193 161V160H192ZM196 161V162H197ZM6 162V161H5ZM20 162V161H19ZM39 162V161H38ZM141 162V161H140ZM168 163V162H167ZM170 163V162H169ZM44 164V163H43ZM31 165V164H30ZM198 165V164H197ZM19 166V165H18ZM29 166V165H28ZM65 166V165H64ZM112 166V165H111ZM196 166V165H195ZM36 167V166H35ZM38 167V166H37ZM136 167V166H135ZM153 167H154V165H153ZM50 168V167H49ZM1 169V168H0ZM21 169V168H20ZM176 169V168H175ZM195 169V168H194ZM43 170V169H42ZM107 170V169H106ZM196 170V169H195ZM183 171V170H182ZM18 172V171H17ZM16 172V173H17ZM20 173V172H19ZM27 173V172H26ZM138 173V172H137ZM159 173H162V172H159ZM184 174V173H183ZM49 175V174H48ZM131 175V174H130ZM161 175V174H160ZM185 175V174H184ZM188 175H191V174H188ZM197 175V174H196ZM162 177V176H161ZM164 177V176H163ZM183 177V176H182ZM185 177V176H184ZM189 177V176H188ZM158 177H156V179H157ZM167 178V177H166ZM177 178V177H176ZM186 178V177H185ZM150 179V178H149ZM177 180V179H176ZM182 180V179H181ZM187 180V179H186ZM189 180H190V178H189ZM189 180H188V182H189ZM127 181V180H126ZM164 181V180H163ZM162 181V182H163ZM150 182V181H149ZM155 182V181H154ZM153 182V183H154ZM126 183V182H125ZM130 183V182H129ZM157 183V182H156ZM173 183V182H172ZM13 184V183H12ZM177 184V183H176ZM126 185V184H125ZM132 185V184H131ZM135 185V184H134ZM154 185V184H153ZM156 185V184H155ZM47 187H48V185H46ZM150 186V185H149ZM168 186V185H167ZM176 186V185H175ZM122 187V186H121ZM148 187V186H147ZM154 187V186H153ZM151 188V187H150ZM37 189V188H36ZM47 189V188H46ZM157 189V188H156ZM165 189H167V187L165 188ZM165 189H164V191H165ZM35 190V189H34ZM39 190V189H38ZM151 190H153V189H151ZM168 190V189H167ZM167 190H166V192H167ZM169 190H170V188H169ZM175 190V189H174ZM176 190H175V192H176ZM171 191V190H170ZM169 191V192H170ZM240 191H243V194L240 192ZM169 192H167V193H169ZM154 193V192H153ZM175 194V193H174ZM154 195V194H153ZM152 195V196H153ZM175 195H177V194H175ZM9 196V195H8ZM108 196V195H107ZM156 196V195H155ZM163 196H164V194H163ZM165 196H167V195H165ZM164 196V197H165ZM169 196V195H168ZM177 196H179V195H177ZM36 197V196H35ZM116 197V196H115ZM146 197V196H145ZM160 197H162L161 195H160ZM262 197H263V195H262ZM33 198V197H32ZM135 198V197H134ZM158 198V197H157ZM163 198V197H162ZM161 198V199H162ZM168 198V197H167ZM182 199V201H183V197H181ZM185 198V197H184ZM106 199H107V197H106ZM164 199H166V197L164 198ZM173 199V198H172ZM177 199V198H176ZM179 199V198H178ZM178 199H177V201H178ZM261 199V198H260ZM259 199V200H260ZM264 199V198H263ZM149 200V199H148ZM155 200V199H154ZM160 200V199H159ZM167 200H169V199H167ZM248 200V201H249ZM180 201V200H179ZM185 201H186V199H185ZM187 201H188V199H187ZM186 201V202H187ZM247 201V202H248ZM248 202V205L251 203V202ZM256 201H255V203H256ZM236 202V203H237ZM264 201H262V203H263ZM130 203H132V202H130ZM136 203V202H135ZM161 203V202H160ZM173 203V202H172ZM191 203V202H190ZM193 203V202H192ZM241 203H242V201H241ZM258 203L260 204V202L258 201ZM164 204V203H163ZM169 204V203H168ZM167 204V205H168ZM193 204V205H194ZM247 204V203H246ZM253 204V203H252ZM258 204V206L256 207V206H254V207H256V208H260V206H261V204L259 205ZM31 205V204H30ZM109 205V204H108ZM153 205V204H152ZM167 205H165V206H167ZM190 205V204H189ZM239 205H240V203H239ZM247 205V206H248ZM256 205V204H255ZM262 205H264V204H262ZM54 206V205H53ZM62 206V205H61ZM119 206V205H118ZM183 206V205H182ZM238 206V205H237ZM244 206V205H243ZM242 206V207H243ZM55 207V206H54ZM234 207H236V206H234ZM248 207H251V206H248ZM248 207H246L247 209H248ZM32 208V207H31ZM53 208V207H52ZM157 208V207H156ZM185 208V207H184ZM255 208V209H256ZM64 209V208H63ZM68 209V208H67ZM166 209V208H165ZM170 209V208H169ZM239 209V208H238ZM238 209H236V210H238ZM243 209H245V207H243ZM252 209V208H251ZM254 209V210H255ZM262 208H260V210L258 211V212H260V211H263V210H261ZM264 209V208H263ZM4 210V209H3ZM28 210V209H27ZM71 210V209H70ZM191 210H193V209H191ZM233 210V209H232ZM246 210V209H245ZM258 210V209H257ZM60 211V210H59ZM165 211V210H164ZM234 211V210H233ZM239 211V210H238ZM241 211V210H240ZM247 211V210H246ZM2 212V211H1ZM103 212V211H102ZM169 212V211H168ZM176 212V211H175ZM197 213H198V211H196ZM210 212V215H209V218H211L210 216H211V213ZM230 212V211H229ZM235 212V211H234ZM52 213V212H51ZM110 213V212H109ZM161 213V212H160ZM179 213V212H178ZM194 213H195V211H194ZM215 213V214H216ZM62 214V213H61ZM128 214V213H127ZM190 214H191V212H190ZM196 214V213H195ZM215 214H212V216L213 215H215ZM238 214H240V215H243L242 213H238ZM260 214V213H259ZM262 214H264V213H262ZM261 214V215H262ZM50 215V214H49ZM93 215H95V214H93ZM96 215H98V213L96 214ZM114 215V214H113ZM169 215V214H168ZM184 215V214H183ZM192 215V214H191ZM197 215V214H196ZM218 215V214H217ZM244 215H247V213L246 214H244ZM59 216V215H58ZM62 216V215H61ZM103 216V215H102ZM198 216V215H197ZM263 216V215H262ZM56 217V216H55ZM77 217V216H76ZM133 217V216H132ZM152 217V216H151ZM200 217V218H201ZM220 217V216H219ZM160 218V217H159ZM190 218H192V216L190 217ZM198 219H199V217H197ZM216 218H217V216H216ZM220 218H226L227 219V217H220ZM248 218H250V217H248ZM60 219V218H59ZM63 219V218H62ZM113 219V218H112ZM141 219V218H140ZM143 219V218H142ZM150 219V218H149ZM173 219V218H172ZM187 219V218H186ZM230 219H231V217H230ZM236 219H239V216H238V218H236ZM236 219L234 220V221H236ZM240 219H242L241 217H240ZM239 219V220H240ZM146 220V219H145ZM156 220V219H155ZM179 220V219H178ZM229 220V219H228ZM249 220V219H248ZM261 220H262V218H261ZM260 220V221H261ZM92 221V220H91ZM195 221V218H194V220H192V219H190V222H194ZM198 221V220H197ZM197 221H195L196 223H193V224H190V226H192V228L193 227H196L197 225H200V224H198L197 223ZM212 221V220H211ZM231 222H232V219L230 220ZM243 221V220H242ZM247 221V220H246ZM10 222V221H9ZM229 222V221H228ZM245 222V221H244ZM243 222V223H244ZM248 222V221H247ZM247 222H245V223H247ZM262 222V221H261ZM12 223V222H11ZM14 223V222H13ZM92 223V222H91ZM94 223V222H93ZM112 223V222H111ZM155 223V222H154ZM171 223V222H170ZM174 223V222H173ZM210 223V222H209ZM227 223V222H226ZM244 223V224H245ZM18 224H20V223H18ZM84 225H85V223H83ZM96 224V223H95ZM179 224V223H178ZM189 224V223H188ZM231 223L229 222V225H230ZM240 224H241V222H240ZM103 225H104V223H103ZM228 225V226H229ZM243 225V224H242ZM246 225V224H245ZM78 226V225H77ZM92 226V225H91ZM90 226V227H91ZM96 226H97V224H96ZM100 226H102V225H100ZM189 226V225H188ZM233 226V225H232ZM238 226H240L239 224L237 225V227ZM261 226V225H260ZM88 227V226H87ZM162 227V226H161ZM185 227V226H184ZM231 227V226H230ZM235 227H236V223H235ZM5 228V227H4ZM82 228V227H81ZM116 228L117 227H115V228H113V230L115 231L116 230ZM187 228V227H186ZM191 228V227H190ZM245 228V230H246V227H244ZM264 228V227H263ZM87 229V228H86ZM139 229V228H138ZM234 229V228H233ZM241 229V228H240ZM262 229V228H261ZM85 230V229H84ZM97 230V229H96ZM104 230H106V229H104ZM107 230H108V227H107ZM118 230V229H117ZM142 230V229H141ZM193 230V229H192ZM242 230V229H241ZM248 230V229H247ZM254 230V229H253ZM253 230H248V232H246V234L248 233V235L250 234L249 233V231H253ZM259 230H260V227H259ZM2 231V230H1ZM80 231V230H79ZM94 231V230H93ZM109 231V230H108ZM107 231V233H109ZM169 231V230H168ZM261 231V230H260ZM106 232V231H105ZM132 232V231H131ZM136 232V231H135ZM171 232V231H170ZM192 232V231H191ZM229 232V231H228ZM245 232H243L244 234H245ZM259 232V231H258ZM77 233V232H76ZM89 233V232H88ZM96 233H100V232H95L94 234H96ZM104 233V232H103ZM102 233V234H103ZM111 233V232H110ZM109 233V234H110ZM113 233V232H112ZM229 233H231V232H229ZM242 233V234H243ZM90 234V233H89ZM89 234H88V236H89ZM101 234V235H102ZM139 234V233H138ZM49 235V234H48ZM86 235H87V233H86ZM97 235V234H96ZM96 235H94V236H96ZM105 235H107V234H105ZM119 235V234H118ZM239 235V234H238ZM264 235V234H263ZM109 236V235H108ZM107 236V238H109ZM89 237H91V236H89ZM105 237V236H104ZM153 237V236H152ZM236 238H237V236H235ZM244 237V236H243ZM251 237V236H250ZM259 237V236H258ZM258 237H257V239H258ZM101 238H103V237H101ZM100 238V239H101ZM107 238H104V239H106V241H107ZM113 238V237H112ZM111 238V239H112ZM117 239H118V236H117ZM116 238H114V240L116 241L117 240ZM250 239H252V238H250ZM256 239V238H255ZM102 240V239H101ZM133 240V239H132ZM148 240V239H147ZM242 240V239H241ZM110 241V240H109ZM108 241V242H109ZM114 241V242H115ZM246 241V240H245ZM245 241L243 242V243H245ZM249 241V240H248ZM247 241V242H248ZM104 243H105V241H103ZM107 242V243H108ZM112 242V241H111ZM139 242V241H138ZM246 242V243H247ZM249 242H251V241H249ZM254 242V241H253ZM97 243V242H96ZM245 243V244H246ZM95 244V243H94ZM112 244V243H111ZM248 244V243H247ZM246 244V245H247ZM256 244V243H255ZM87 245V244H86ZM250 245V244H249ZM251 245H253L252 243H251ZM49 246V245H48ZM83 247H85V246H83ZM82 247V248H83ZM88 246H86L85 248H86V250L88 249L87 248ZM98 247V246H97ZM97 247H95V248H97ZM146 248V247H145ZM262 248H263V246L261 247V250H262ZM84 249V248H83ZM255 249V248H254ZM76 250V249H75ZM256 250V249H255ZM264 250V249H263ZM262 250V251H263ZM260 251V250H259ZM258 251V252H259ZM153 252V251H152ZM261 252V251H260ZM95 255V254H94ZM23 258V257H22Z\"/></svg>", "mask_w": 264, "mask_h": 264}]
</instances>
